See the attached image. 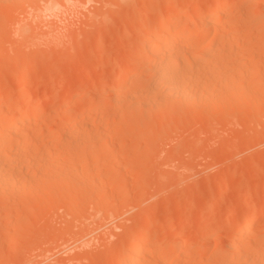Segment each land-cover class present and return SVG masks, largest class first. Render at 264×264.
I'll return each mask as SVG.
<instances>
[{"label": "rangeland", "instance_id": "obj_1", "mask_svg": "<svg viewBox=\"0 0 264 264\" xmlns=\"http://www.w3.org/2000/svg\"><path fill=\"white\" fill-rule=\"evenodd\" d=\"M197 1L0 0V123L39 110L0 146V264H119L140 229L152 264H264V0ZM173 11L217 27L171 46L206 51L192 103L146 91L141 42Z\"/></svg>", "mask_w": 264, "mask_h": 264}, {"label": "bare ground", "instance_id": "obj_2", "mask_svg": "<svg viewBox=\"0 0 264 264\" xmlns=\"http://www.w3.org/2000/svg\"><path fill=\"white\" fill-rule=\"evenodd\" d=\"M177 1L178 0H173L174 3H176ZM196 4H197V6L195 5L196 9H197V7H199V9H200L201 8L200 7L201 6V0H198ZM222 4H223L222 0H216L214 2V4L210 8H208V10L206 11V14L208 16L209 15L212 16V14L213 15L214 14L220 15L219 12L223 14L225 11L221 10ZM199 9L196 10V12H194V13H197V11H199ZM221 11H223V12H221ZM177 14L179 15V13H176V11L170 12L166 16V22H165V19L163 17H161V19H159L157 27L153 31L154 33H152V35H150V36L147 35L148 37H145L143 39V41L141 42V48L143 49V51L145 50V52H146L147 51L146 49H148V52H146L141 59L142 60H151L153 62L155 61V63L157 62V66L155 68L156 70H154V72L156 71L155 72L156 74L154 73L155 77H153V82H152V87H151L152 91L151 92H149L150 90H146V91H147V93H151V94L153 92L154 94H152V95L153 96L155 95V97H156V96H158V94H159L158 91L160 89V91L163 90L164 92H166V93H164L162 91L163 95L166 96V100H169V98L173 100V98H175L174 101L179 99L180 102H181V100H184V102L182 101L183 103H186L185 101H187V100L192 103V100H193V102H195V100L198 99L197 97L195 98V96H197V95H194L195 92L194 91L192 92V90H190L191 88L189 89V87H188V80L189 79L187 80V78H185V75H184V77L182 76V78H181L180 74H182V73L184 74L186 72V70H185L186 68H189V70H190V66L191 67L192 66L193 67L196 66V64L199 61H200L199 63H202L201 61H202L203 57L205 56L206 51L204 49L199 48L195 52V57H196L195 60L196 61H194V60L191 61V59H189L185 54H183L181 52H173V51H171V46L173 45V43H174L176 38H185V39H188V40L198 39V38H200V36L202 34V32H201L202 28L205 31H215V29L217 27L214 26L215 24L213 25V23H211L212 20L210 22L202 20L203 23L206 22L205 25H202L203 23H200L201 22L200 21L199 24L197 22L196 23H192V27H191V25H187L188 27L186 25H182L180 27H177V25H175L173 23L174 22L173 20L175 18L177 19V18L180 17V15L178 16ZM207 15H204L205 18L207 17ZM202 18H204V17H202ZM205 18H204V20L207 19V18L206 19ZM209 18H208V20H209ZM214 18H215V16H214ZM215 19H218V18H215ZM155 33H160V37L159 38L155 37L154 36ZM195 46H197V44ZM203 61H204V59H203ZM135 70L136 69H135L134 66L130 67V69H129V76L130 77L134 75ZM129 76H128V79L130 78ZM20 78L22 79V77H20ZM183 78H185L186 80H184ZM19 81L22 82V80H19ZM21 82H19V85L17 87V91L21 95V97H19L18 100L20 98H22L24 96V94H25V90H24V87H23ZM185 82H186L187 85L185 84ZM124 83H125V80H123L121 78L114 79L113 83L111 84V88L113 89V93H114V90H117L118 88H120ZM190 83H192V82L190 81ZM155 89H158V91H157L158 94H157V92H154ZM116 94H117V92H116ZM117 95H119V94H117ZM27 96H29V94ZM159 97H158V102L166 101L164 99H161L163 97H161L160 98L161 100H160ZM117 98H119V97L116 96L115 99H117ZM3 101L0 100V103H2ZM39 102L40 103L43 102V103L49 104V103H51V100L50 99H45V100L43 99V100H41ZM152 105H153V103H152ZM96 108H97V110H101V111L105 110V107L102 104H96ZM19 109L20 110L17 111V115H15L16 116L15 118H14V116H12L13 119L9 120V118H7L8 121H4L5 120L4 119L3 120L4 122L2 124L0 123V126L3 125V126L0 127V139L3 140V142L0 143V146L2 148H4V146L6 147V144H7V143L5 144L6 136L7 135L8 136H10V135L12 136V134H14L17 131V129L20 127V123L23 122V120L25 118L28 119V117H29V116H27L28 114L29 115H33L35 112H39V110L36 111L37 108H35V111L32 108L33 109V112H32L33 114L32 113L31 114L30 113L26 114L25 113L26 112L25 109H21V108H19ZM32 109H30V110H32ZM12 117H10V118H12ZM75 118H76L75 115H73L72 119L76 120ZM74 120L71 121L72 125H67L66 127H68V128L71 127L70 129H72V130H73V128L75 129L76 124L73 123ZM35 121L37 122V120H35ZM33 123H34V120H33ZM76 128H77V126H76ZM16 143H17L15 145L16 147H14L15 148V153L13 154L14 156L18 154V151H20L21 145H23L24 141H23V139L20 138L19 140L16 141ZM14 148H13V150H14ZM47 148H50V145H48ZM4 150H6V149L4 148ZM4 150H3V152H4ZM0 154L3 155V153H0ZM4 154H5V156H4L5 158H7L8 154L9 155L11 154L10 155L11 158L13 156L12 153H10V151L8 152V154H6V152ZM1 157H3V156H0V158ZM8 158H10V157H8ZM1 160H2V158H1ZM2 161L5 162V160H2ZM236 211H237L236 208H233V212L235 213ZM246 217H247V221L248 222H256L258 220V218H259V215L258 214H251V215H246ZM139 231L140 232L137 235L138 237L134 238L133 240H131L130 245H129V249H128L125 257H123L124 259L122 258L123 262L121 261L122 259L120 260V262H122L121 264H152L151 263L152 262V260H151L152 258H150V255L152 253L150 252L151 250H149V247H150L151 242H152V239H151V235L152 234H149L148 230L146 231V230L140 229ZM183 243H184V239L183 240L182 239L179 240L177 243H175V244H173L171 246V251L175 252L176 249L180 248L183 245ZM156 248H157L156 250H162V249H164L166 247H165V244L163 242H160L156 246ZM145 249H147V252H150L149 253L150 255H147V257L144 254L145 251H146ZM141 258H143L142 259L143 261H141ZM120 262H119V264H120ZM159 264H165V262L163 261V262H161Z\"/></svg>", "mask_w": 264, "mask_h": 264}]
</instances>
